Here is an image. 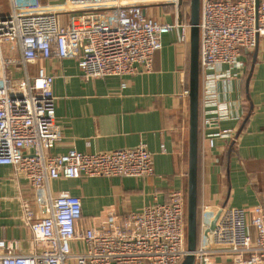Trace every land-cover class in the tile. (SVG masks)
<instances>
[{
  "label": "built area",
  "instance_id": "1",
  "mask_svg": "<svg viewBox=\"0 0 264 264\" xmlns=\"http://www.w3.org/2000/svg\"><path fill=\"white\" fill-rule=\"evenodd\" d=\"M10 1L11 13L0 17V165L13 167L40 189L47 210L37 218L23 202L32 249L13 253L0 235V264H181L188 255L185 191L174 190L168 202L137 212L109 214L103 224L92 227H80V197L50 193L52 180L145 179L154 175L155 162L144 143L109 152L71 149L52 155L49 148L61 137L54 76L40 68L29 77L27 67L47 59L71 58L85 79L150 72L163 36L181 29V41L187 42L191 26L178 18L160 22L143 5L154 1L178 12L182 0H65L58 5ZM199 30L201 127L219 129L222 121L233 118L231 103L221 98L220 84L242 81L243 57L264 36V0H201ZM5 44L19 49L20 57L5 58ZM9 67L24 77L11 75ZM189 93L186 89L181 97L189 98ZM206 137L236 141L233 129H219ZM246 216L245 209L225 207L214 230L206 233L210 225L203 224L195 251L198 264H211L213 255L229 257L234 264H264V209L254 207L249 222ZM250 226L255 236L249 233ZM73 243L84 248L75 252Z\"/></svg>",
  "mask_w": 264,
  "mask_h": 264
},
{
  "label": "crops",
  "instance_id": "2",
  "mask_svg": "<svg viewBox=\"0 0 264 264\" xmlns=\"http://www.w3.org/2000/svg\"><path fill=\"white\" fill-rule=\"evenodd\" d=\"M42 2L58 5L65 0ZM143 6L149 16L160 22L173 23L178 18L182 24L191 23L190 3L184 0L178 12L169 4L154 1ZM11 11V1L0 0V17ZM162 44L154 56L152 71L134 75L85 79L77 61L71 58L47 59L27 67L29 77H35L40 68L54 76L61 137L50 146L52 155L71 149L82 153L109 152L144 143L154 157V175L145 179L81 177L50 181L53 196L68 192L81 198L80 227L99 226L112 213L121 216L166 203L174 190L187 194L190 109L189 98H182L181 94L189 89L190 31L187 42L181 41L179 29L164 35ZM2 50L5 58H19L21 54L7 44ZM243 61L246 67L242 81L220 84L221 98L231 103L233 118L222 121L219 129H233L236 141L206 137L219 129H202L199 107L197 248L202 225H211L222 208L245 209L248 222L254 207L264 209V36L259 37L256 49L246 54ZM7 71L24 77L13 67ZM23 202L37 218L46 214L42 191L17 175L13 167L0 165V235L10 247L8 250L17 254L28 253L33 246L23 218ZM248 231L255 236L253 227H248ZM72 247L75 252L84 248L78 243ZM210 262L234 264L229 257L220 255L211 256Z\"/></svg>",
  "mask_w": 264,
  "mask_h": 264
},
{
  "label": "water",
  "instance_id": "3",
  "mask_svg": "<svg viewBox=\"0 0 264 264\" xmlns=\"http://www.w3.org/2000/svg\"><path fill=\"white\" fill-rule=\"evenodd\" d=\"M200 3L190 0V71H189V109L190 146L189 175L187 190V250L188 255L181 264H195V251L198 244V197H199V99H200ZM221 211L218 212L208 233L214 230Z\"/></svg>",
  "mask_w": 264,
  "mask_h": 264
},
{
  "label": "rangeland",
  "instance_id": "4",
  "mask_svg": "<svg viewBox=\"0 0 264 264\" xmlns=\"http://www.w3.org/2000/svg\"><path fill=\"white\" fill-rule=\"evenodd\" d=\"M63 2V0H49V2ZM185 3L189 4L190 0H184Z\"/></svg>",
  "mask_w": 264,
  "mask_h": 264
}]
</instances>
